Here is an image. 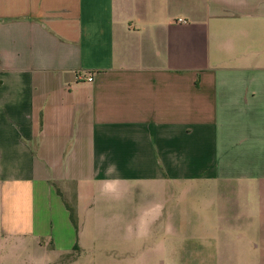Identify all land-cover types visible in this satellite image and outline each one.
Segmentation results:
<instances>
[{"label":"crops","instance_id":"0c3cea01","mask_svg":"<svg viewBox=\"0 0 264 264\" xmlns=\"http://www.w3.org/2000/svg\"><path fill=\"white\" fill-rule=\"evenodd\" d=\"M0 264H264V0H0Z\"/></svg>","mask_w":264,"mask_h":264},{"label":"rangeland","instance_id":"374dc122","mask_svg":"<svg viewBox=\"0 0 264 264\" xmlns=\"http://www.w3.org/2000/svg\"><path fill=\"white\" fill-rule=\"evenodd\" d=\"M181 196V195H180ZM236 200L231 198H223L221 201H218L220 203V206H222L225 209H228L230 205L235 202ZM239 202V206L242 208H259L261 205L259 204L260 201H258L257 198V190H242L240 198L237 200ZM180 205L184 203L183 198L179 199ZM258 218H255V223H258ZM224 235L230 236V232H223ZM240 235L244 236V238H248L250 240L254 239L253 232H242ZM229 238V237H228Z\"/></svg>","mask_w":264,"mask_h":264},{"label":"trees","instance_id":"16d2710c","mask_svg":"<svg viewBox=\"0 0 264 264\" xmlns=\"http://www.w3.org/2000/svg\"><path fill=\"white\" fill-rule=\"evenodd\" d=\"M68 209L70 211V216H71V220L74 224V226L76 227V229L78 230V218H77V212L75 208H72L70 206H68ZM75 251H78V247L75 248Z\"/></svg>","mask_w":264,"mask_h":264},{"label":"built area","instance_id":"2783aa9c","mask_svg":"<svg viewBox=\"0 0 264 264\" xmlns=\"http://www.w3.org/2000/svg\"><path fill=\"white\" fill-rule=\"evenodd\" d=\"M93 80H94L93 77H89V78H88V81H89V82H92Z\"/></svg>","mask_w":264,"mask_h":264}]
</instances>
